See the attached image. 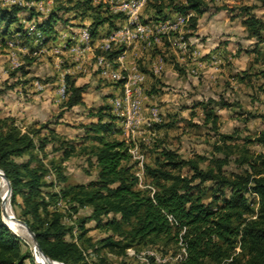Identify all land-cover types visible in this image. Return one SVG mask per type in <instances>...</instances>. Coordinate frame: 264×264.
I'll return each mask as SVG.
<instances>
[{
    "label": "trees",
    "instance_id": "trees-1",
    "mask_svg": "<svg viewBox=\"0 0 264 264\" xmlns=\"http://www.w3.org/2000/svg\"><path fill=\"white\" fill-rule=\"evenodd\" d=\"M72 1L70 5L54 7L39 25L43 31L51 34L52 24L57 21L73 26L65 15L70 11L81 17L91 16L89 29L94 38L102 24L113 25L114 15L97 9L94 0ZM148 2L159 19H167L168 14L193 12L190 32L186 35L190 40L197 36L200 18L210 10L205 0ZM262 2L264 4V0ZM254 8L240 6L239 14L244 17L242 23L247 37L262 42L264 20L253 13ZM221 9L234 11L226 6L217 7ZM23 10L18 6H0V20L10 27ZM117 28L114 26L109 34ZM259 48L256 45L254 52L259 53ZM121 51H111L110 58L117 57ZM28 72L29 69L22 66L11 75L19 77ZM67 84L70 95L61 103L58 118L84 104V94L89 88L87 84ZM211 104L231 105L223 99L210 98L198 106L207 109ZM212 109L206 118L217 128L218 115ZM110 110L108 106L101 108L95 113L97 122L83 125V149L91 148L88 160L95 163L97 174L90 182L79 184L68 183L64 167L79 145L50 128L52 120L41 126L33 124L23 131L16 121L0 118V170L10 181L12 195L8 204L15 226L27 232L15 220L11 206L19 207L17 218L27 223L41 250L56 264H117L110 255L125 257L129 248L140 251L176 247L183 227H186L183 238L187 256L174 264H264V130L258 136L243 138V145L229 144L240 137L220 133L223 143L215 145L211 157L197 153L185 158L178 151L162 147L154 162L145 164L153 192L138 188L139 178L130 152L133 144L114 136L115 131L121 134L122 129L115 130L112 121L116 117ZM105 116L110 121L105 120ZM252 116L264 122V112ZM88 142L92 144L89 148ZM252 144L262 146L263 150L251 152L249 145ZM49 145L51 152L62 155L59 160L52 157L46 163ZM217 152L222 155H216ZM206 161L208 164L203 167ZM231 164H235L238 171L229 170ZM51 174L54 179L48 181L47 176ZM6 192L8 200V186ZM60 200L69 207L60 209ZM84 208L91 209L89 215L73 218ZM168 214L173 215L179 226L171 224ZM91 221L97 228L106 230L107 235L98 240L89 236L87 224ZM8 226L0 212V264H37L35 252L34 258L32 249L21 239L24 236H17L18 232Z\"/></svg>",
    "mask_w": 264,
    "mask_h": 264
},
{
    "label": "rangeland",
    "instance_id": "rangeland-1",
    "mask_svg": "<svg viewBox=\"0 0 264 264\" xmlns=\"http://www.w3.org/2000/svg\"><path fill=\"white\" fill-rule=\"evenodd\" d=\"M57 1L54 0L55 4H53V7ZM205 1L208 3L210 10L202 17V31H199L197 36H193L194 39H197L196 42H192L194 41L193 38L190 41L191 44L187 42L186 48L182 47L180 32H183L186 37L190 32V23L183 27L182 31L171 32L169 36H173V43H168L164 40L165 36L168 37L167 35L154 30L147 42L143 41L132 44L133 46L138 44L142 52L148 51L142 58L136 56L132 62H129V66L133 63L145 75V80L142 84L145 96V100L143 101L146 103L144 111L152 121V126L143 125L134 137L140 150L146 155L143 168L133 159L136 175L140 173L142 177L138 181V188L140 189H150L146 187V185L151 184L150 178L146 174L145 164L154 162V159L158 157L157 153L159 152L157 151H161L162 147L178 151L185 158H191L197 153L211 157L214 153L215 145H222L223 143L220 139V133L240 137L233 142H229V144L238 143L243 145V138L246 136H258L264 130L263 120L252 116L253 114L264 112V36L262 42H260L255 38L248 39L244 35V32L239 31L242 17L237 15H239L238 7L242 4H233L234 7H230L234 9L233 13L237 17L233 18L235 22L231 24V27H228L226 25L228 23L226 22V15L230 16V12L218 13L219 11L217 10V7L228 6L226 3L228 0ZM118 3V0L112 3L108 0L94 1L97 9L100 8L106 15H114V25L116 21L119 22L115 27H119L125 22V15L113 9ZM216 11L217 13H215ZM256 12L264 19V12L258 9ZM35 13L37 17L39 13ZM68 14L72 15L71 13ZM117 15L121 17H115ZM173 18L174 16H169L168 14L167 19ZM141 20L145 23H156L165 21L166 19L156 18L153 9L150 7V2H147L142 10ZM21 21H23L22 24L26 23L20 18L15 22L12 26V31L8 32V34L4 32L6 22L0 20V24H2V28H0V118L16 121L20 128L27 129L30 121L29 115L35 114L36 111L42 109L41 101L44 100L42 95L37 96L40 91L36 89L35 85H31V82L49 80L51 87L56 78L52 80L53 75L45 70L46 66L44 64L47 63V67L54 70L57 64L49 54L45 55L48 57L44 59H38L41 56H36L33 52L34 50H28L29 52L24 49L21 50L20 48L24 47L21 43L23 40L21 36H18L21 41L15 46V51L21 63L20 67H29L32 75L26 77L22 75L14 77L11 75V72L16 69H13L10 64L11 58L8 42L9 38L20 30ZM5 34L6 37L8 36V40H2V36ZM30 36H34V34ZM158 39H162V42L158 43ZM213 40L218 45L214 49L206 48L208 42ZM256 45L260 46L259 53L254 52ZM29 54L30 56H28ZM34 57H38L37 60L29 65V61H32V58L35 59ZM63 57L66 56H60L61 59H65ZM246 73L248 74L246 75ZM53 85L56 88V95L59 86L58 84ZM210 98L218 101L223 99L231 105L221 107L211 104L210 108L207 109L201 105L198 106V103L203 101L208 102ZM211 108L218 115L217 128L206 118ZM151 109H156V114H150ZM60 112V110L55 112L52 118L59 119L57 115ZM81 114L84 115V110L78 113L71 110L66 113L67 117L64 115L63 118L70 121L66 123V128L70 133H74L76 128L83 124V121L84 123L87 122L88 119L83 121L74 119L78 115L81 116ZM71 123L78 124L77 126H72ZM64 137L70 139V137ZM123 138H126V136L123 135ZM87 145L89 148L92 144L88 142ZM83 146H79L76 154L64 163L65 173L68 176V183L70 184L88 183L96 178L97 168L95 163L93 162V164L88 160V152L91 148L85 151ZM156 147H160L158 148L160 150H156ZM249 148L254 153L263 150V147L258 144L249 145ZM51 149V145L46 149V153L48 154V158L45 159L46 163H49L52 157L58 160L61 158V152H51ZM40 155L43 156V153ZM216 155L220 156L222 154L217 152ZM207 164L208 161L203 163L202 166L206 167ZM228 169L238 171L235 164L228 166ZM47 180L52 181L53 178L47 176ZM3 199L7 201V192L6 187L3 188V179L0 177V212L2 219L4 218L5 220ZM18 201H21V199H18ZM58 207L60 209H67L69 206L60 200ZM11 209L15 214L17 223L22 225L18 222L16 216L20 211L19 207L11 206ZM90 211V208L81 209L73 218L87 216L90 214ZM10 220L14 224L11 213ZM87 227L90 229L88 235L93 237L94 240L101 239L107 235V231L97 228L94 221L89 222ZM21 239L32 249L34 255L33 246L29 240L25 238ZM162 249H167V251ZM148 250L150 249L136 251L142 254ZM151 250L167 259V262L164 264H174L179 261L175 257L182 252L180 243L176 247H156V249L152 248ZM110 257L117 264H142L139 259L128 257L127 255L122 258H116L111 255ZM38 258L42 260L40 255Z\"/></svg>",
    "mask_w": 264,
    "mask_h": 264
},
{
    "label": "crops",
    "instance_id": "crops-1",
    "mask_svg": "<svg viewBox=\"0 0 264 264\" xmlns=\"http://www.w3.org/2000/svg\"><path fill=\"white\" fill-rule=\"evenodd\" d=\"M73 2L74 1L72 0H58L56 2V5L58 4L70 5ZM226 3L228 4L229 7H234L233 4H239V3L242 4V5H239V7L243 5L253 6L255 7L253 10V13L255 14H257L256 12L257 9L259 11L264 12V4L262 0H249V1L248 0H245V1L244 0H228L226 1ZM56 5H54V7ZM93 5H94V2H93ZM228 6L226 5V7ZM218 11H219L218 13H221V12L229 13L230 12L227 9H221ZM68 13H71L72 15H69ZM68 13L65 15L69 19V22L73 24L75 27L62 24L61 22L57 21L52 24L53 32L51 34L50 33L47 34L45 31H43V29L39 25L44 22L48 14L44 15V14L39 13V15L36 17L35 15H32L29 11L23 10L19 13L18 20L21 18L26 23L22 24L23 21H21L20 24L22 25L20 26V30L17 31V33L13 35L14 37L9 36L10 37L9 41H12V40L15 41L16 45H18L21 41L19 40L20 37L18 36H21L23 40L21 41V43H22V46H24L20 48L21 50L24 49V50H27V52H29L28 50L30 51L34 50L33 51L34 54L37 51H41L43 49L46 50V52H43V53L38 52L36 56H41V58H38V57H34L35 59L32 58V63H34L33 61L37 60V58L44 59L45 57H48L45 55L49 54V56L53 57L54 62H56L57 64L55 70L48 68L47 63L44 64V66H46V68L44 67L45 70H47L51 75H53L52 80L56 78V80L52 83L51 87H50L49 80H44L41 82L37 80L35 82L33 81L31 82V85H35L36 89L40 91V93L37 96L39 97L42 95L44 100L41 101L43 108L40 106V108L42 109H40L39 111H36L35 114L29 115V119H30L29 127L32 126L33 124H37L38 126H41L45 122L52 120L53 123L49 124L50 128L54 129L58 134L62 135L63 137L64 136L70 137V139L75 140L77 144L81 146L84 143L81 137L85 135L83 125L89 124L91 122H97L98 116L95 113H97L101 108L108 106L111 109L110 110L111 113L116 117V120L112 121L115 123V127H114L115 130L122 129L121 134H118L117 131H115L114 136L120 139H125L123 138V135H125L124 133L125 129H123L124 125L122 123V120L114 113L113 106H112L113 98L122 93L121 84L114 81L111 77L105 76L101 73V68L98 66L96 59L93 57V54L87 53V55L85 56L84 53H82L83 55H77L70 49L71 46L79 43V31L85 27L90 28V25L92 24V18L90 15H85L84 17L78 16L77 13H75L74 11H70ZM215 13H217V11ZM239 13H240V10H239ZM229 14L230 16L226 15V19H227L226 22H228L226 23V25L228 27H231L232 26L231 24L235 22L233 21L235 20L233 18H236L237 16H241V15L239 14L236 16L234 15L233 12H230ZM203 15L202 17H204ZM175 16L176 15H174V17ZM202 17L200 18V24H199V29L197 30V35L199 31L200 32L202 31V23H201ZM241 17L242 19L240 20L241 26L239 27L240 28L239 31L244 32V35H246L247 37L246 27L242 23V20L244 17L243 16ZM71 19H73L74 21L73 20L71 21ZM33 23H36L37 30L39 33H41V38L39 37L37 31L34 33L33 32L29 33L30 25ZM118 23L119 22L116 21L115 25L114 23L113 25L109 23L102 24L99 28V32L97 36L93 40L94 46L95 47L100 46L102 41L109 35V32ZM14 24L15 23L11 24L10 27L6 26L4 28L5 29L4 32L8 33L12 31V28H13L12 26ZM0 28H2V24H0ZM6 34L2 36L3 38L2 40H8L7 39L8 36L6 37ZM32 34H34V36H30ZM65 40L66 42L64 43ZM164 40H166V42L168 43L174 42L173 36H168V37L165 36ZM193 40L194 41H192V39L189 40V43L191 44L190 41L194 43L196 42L197 39L193 38ZM157 42L161 43L162 39L158 40ZM217 45L218 44L214 42L213 40V41L208 42V44L206 45V48L214 49ZM101 52L102 51L100 49L97 50V53H101ZM147 52L148 51L142 52V49L139 48L138 44H136L135 46L132 45L126 50L125 56L121 59L122 63L119 60V55L117 57L112 58L113 64L110 70L128 68L129 62H132L133 59L136 58V56H138L139 58H142L144 55H146ZM110 54L111 53H109V56ZM62 55L66 56V57H63L65 59L60 58V56ZM28 56H30V54ZM187 65L189 64L187 63ZM27 68L29 69V67ZM30 75H32V72L29 69L28 74L22 75V76L26 77ZM63 82H66V83L72 82L75 85L90 84L89 88L84 94V104L78 105L73 109L77 113L79 111L84 110V115L82 114L81 116L78 115L77 118H74V119H77L78 121H83L85 119H88V120L86 123H84L83 121L82 122L83 124L77 127L74 133H70V131L67 130L66 123H69L70 121L65 120L63 118L64 115L65 117H67L66 113L68 111L65 112V114L59 119L52 118L55 115V112L62 110L61 103H59L56 99V95H55L56 88L53 87L54 86L53 84H58L59 86ZM39 86H41V88ZM144 105H146V103L143 102V107ZM150 112H151L150 114H153V109H151ZM143 116L146 119H149L145 111H143ZM105 120L110 121V119L107 118V116H105ZM71 124L72 126H77L78 123H71ZM22 130L26 131V129H23V128ZM44 133H47V131L44 130Z\"/></svg>",
    "mask_w": 264,
    "mask_h": 264
},
{
    "label": "built area",
    "instance_id": "built-area-1",
    "mask_svg": "<svg viewBox=\"0 0 264 264\" xmlns=\"http://www.w3.org/2000/svg\"><path fill=\"white\" fill-rule=\"evenodd\" d=\"M84 1V0H75ZM110 3L116 0H108ZM117 6L113 9L122 12L125 15V22L117 29L113 30L101 43L100 46L95 47L93 44L94 37L91 30L87 27L82 28L79 31V43L70 47L71 51L77 55L86 56L87 53L93 54L96 59L98 66L101 68V73L105 76L111 77L114 81L118 82L122 86V93L113 98L112 106L114 113L122 120L125 129V140L128 143H132L133 146L130 149L132 159L136 160L138 164L143 168L146 155L140 150L139 145L135 141V134L143 126H152L151 119H146L143 116V100H144V89L142 84L145 80V75L141 73L136 65L131 63L128 68L124 69H111L113 61L110 58L109 53L113 50L121 49L119 54V60L122 63V58L126 54V50L135 43L147 42L150 34L157 30L164 35L169 36L171 32L182 31L191 17L194 15L193 12L180 13L173 19H166L165 21H159L156 23H145L141 20V13L143 8L146 6L148 0H118ZM54 0H0V5L5 8L21 7L25 10L32 12L41 13L44 15L49 14L53 9ZM38 32L36 23L30 25L29 33ZM181 34L182 47L186 48L187 42L190 39L185 37L184 33ZM41 38V33L38 32ZM157 39V38H156ZM159 40V39H158ZM157 40V41H158ZM43 43V42H42ZM10 48L11 66L13 69L20 67L18 54L15 51L16 42H8ZM100 49L102 52L97 53ZM46 52L41 50L35 52ZM41 88V86H39ZM70 91L67 83L63 82L59 85L56 91V99L59 103L66 101L69 98ZM157 110L153 109V114H156ZM144 172V170H143ZM139 179H142L141 174L137 175ZM50 178L54 179V175H49ZM141 185V184H140ZM154 192L155 189L151 185H146ZM169 221L174 226H179L178 221L173 215H167ZM186 232V227H183L179 236V243L181 245L182 252L175 257L176 260H182L187 256L186 245L184 242L183 234ZM127 256L137 258L142 264H164L167 259L163 256L156 254L154 250H148L142 254L138 253L135 249L130 248L127 251ZM231 260V259H230Z\"/></svg>",
    "mask_w": 264,
    "mask_h": 264
},
{
    "label": "bare ground",
    "instance_id": "bare-ground-1",
    "mask_svg": "<svg viewBox=\"0 0 264 264\" xmlns=\"http://www.w3.org/2000/svg\"><path fill=\"white\" fill-rule=\"evenodd\" d=\"M0 177H1V175H0ZM1 179H3V178L1 177ZM6 186H8V185H7V182L3 179V188H5ZM8 189H9V188H8ZM10 198H11V197L9 196L7 201H6L5 199H3L4 209H5V221L7 222V224H8V225H9L14 231L18 232V236H20V235L24 236L23 238L28 239L29 242L33 244V249H34V252H35V255H36L37 262L42 263V264H45V263L56 264L55 261H50V262H48V260L44 258V256L40 253V251L36 248V246H35V242H34V239H33L32 235L30 234V232L28 231V229L26 228V226H25L23 223H21V222L18 220L19 223H21L22 225L25 226V229H26L27 232H23V231L19 230V229H18V228H17V227L11 222V220H10V208H9ZM8 203H9V204H8ZM9 226H8V227H9ZM10 227H9V228H10ZM11 228H10V229H11ZM12 229H11V230H12ZM39 255L42 257V260L38 258ZM58 263H59V262H58ZM61 264H62V263H61Z\"/></svg>",
    "mask_w": 264,
    "mask_h": 264
},
{
    "label": "water",
    "instance_id": "water-1",
    "mask_svg": "<svg viewBox=\"0 0 264 264\" xmlns=\"http://www.w3.org/2000/svg\"><path fill=\"white\" fill-rule=\"evenodd\" d=\"M0 175H1V177L7 182V185H8V188H9V196L11 197V195H12V189H11L10 181L7 179V177L5 176V174L3 173L2 170H0ZM18 220L26 226V228L28 229V231L30 232V234L32 235V237H33V239H34V242H35V246H36V248L40 251V253L44 256V258L47 259L48 262L52 261V259L49 258L46 254H44V252L41 250V248H40V246H39V243H38V241H37V238H36L34 232H33V231L31 230V228L27 225V223H26L25 221L21 220V219H18ZM36 263H38V264H42V263H39V262H37V261H36ZM45 264H49V263H45Z\"/></svg>",
    "mask_w": 264,
    "mask_h": 264
}]
</instances>
